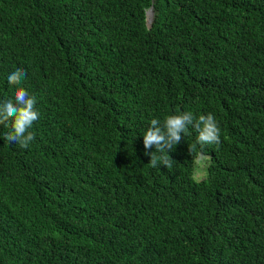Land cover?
Returning a JSON list of instances; mask_svg holds the SVG:
<instances>
[{"label":"trees","instance_id":"1","mask_svg":"<svg viewBox=\"0 0 264 264\" xmlns=\"http://www.w3.org/2000/svg\"><path fill=\"white\" fill-rule=\"evenodd\" d=\"M18 87L39 117L27 148L0 125V264H264V0H0ZM184 112L220 143L189 125L152 167L151 120Z\"/></svg>","mask_w":264,"mask_h":264},{"label":"clouds","instance_id":"2","mask_svg":"<svg viewBox=\"0 0 264 264\" xmlns=\"http://www.w3.org/2000/svg\"><path fill=\"white\" fill-rule=\"evenodd\" d=\"M25 71L17 68L8 75L7 81L10 85H19L25 78ZM36 97L30 95L22 87L16 88L14 92V102L11 99L0 101V125L11 130L4 134V138L9 142L18 143L21 147L27 148L29 143L34 140V134L28 131L33 123L38 119L39 113L35 108ZM198 133L197 143L204 145H218L220 143V128L212 114L194 117L190 112L175 115H168L164 122L153 119L150 127L143 135L145 149L155 146V152H146L150 155L149 164L152 167L164 165L172 168L176 162L169 156V151L173 146L180 143L182 134L188 131V126Z\"/></svg>","mask_w":264,"mask_h":264},{"label":"rangeland","instance_id":"3","mask_svg":"<svg viewBox=\"0 0 264 264\" xmlns=\"http://www.w3.org/2000/svg\"><path fill=\"white\" fill-rule=\"evenodd\" d=\"M205 159L202 157H199L197 159V167H198V171L196 172V177L198 179H200L203 175H204V171H203V167L205 165Z\"/></svg>","mask_w":264,"mask_h":264},{"label":"water","instance_id":"4","mask_svg":"<svg viewBox=\"0 0 264 264\" xmlns=\"http://www.w3.org/2000/svg\"><path fill=\"white\" fill-rule=\"evenodd\" d=\"M151 13V15L148 16V13ZM146 15H147V24L150 25L152 20H153V16H154V8H153V5H151L148 9H147V12H146Z\"/></svg>","mask_w":264,"mask_h":264}]
</instances>
